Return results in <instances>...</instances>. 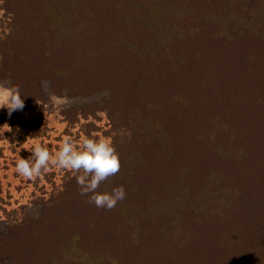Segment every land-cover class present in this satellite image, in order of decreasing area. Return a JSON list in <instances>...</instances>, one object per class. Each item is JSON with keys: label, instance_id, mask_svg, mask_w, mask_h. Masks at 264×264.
Returning <instances> with one entry per match:
<instances>
[{"label": "trees", "instance_id": "1", "mask_svg": "<svg viewBox=\"0 0 264 264\" xmlns=\"http://www.w3.org/2000/svg\"><path fill=\"white\" fill-rule=\"evenodd\" d=\"M95 1L50 0V17L67 35L85 29L84 39L93 44L99 25L88 24V17L101 9L102 52L110 46L104 43L106 23L115 15L149 29L146 43L120 36L113 43L137 49L144 60L163 58L166 82L174 87L167 70L190 62L194 53L201 68L196 75L188 67V80L195 78L196 86L197 78L216 81L222 109L192 129L184 100L168 105L162 88L156 99L148 89V98H140L135 88L143 89V82L125 89L130 108L114 138L120 169L97 191L123 185L126 195L110 209L87 201L90 254L106 264H264V0ZM82 3L86 20L79 30L74 23ZM9 6L0 18V74L10 80L16 57L4 44L12 42L18 21ZM178 84L185 86L186 79ZM20 222L0 220V231ZM111 243L119 255L110 252ZM80 248L74 245L71 254L89 257Z\"/></svg>", "mask_w": 264, "mask_h": 264}, {"label": "rangeland", "instance_id": "2", "mask_svg": "<svg viewBox=\"0 0 264 264\" xmlns=\"http://www.w3.org/2000/svg\"><path fill=\"white\" fill-rule=\"evenodd\" d=\"M97 1L94 6H99ZM6 4L14 9L12 17L18 21L15 34L20 36L8 37L12 48L4 44L6 51H13L16 62L8 67L10 80L5 76L7 72L0 74V86L19 85L24 108L13 111L11 116L6 108H0V220L21 221L18 228L9 226L0 231V264H106L87 249L91 239L87 232L90 222L84 214L88 200L80 194L71 171L53 167L29 180L14 168L18 154L27 157L31 141L37 139L54 151L64 134L77 140L85 133L109 137L115 146V128L125 114L123 111L130 108L124 99L125 89L135 88L133 82L144 83L143 89L135 88L140 91L137 93L140 98H148L150 92L152 99H156L162 88L171 101L168 105L184 100L182 104H187L192 115L188 121L192 129L204 126L208 115L222 109L216 99V81L197 78L200 83L196 86L195 78L188 80V67L196 75L201 68L199 59L190 53V62L181 61L175 69L167 70L177 81L176 87L169 85L164 72L169 63L163 58L144 60L137 49L113 43L120 36L141 44L150 33L149 29H139L116 15L106 23L109 29L103 35L104 43L109 42L110 46H105L102 52L100 26L105 21L101 9L88 17V24L93 20L99 25L94 28L100 34L92 35L99 40H93L92 44L84 39L85 29L83 35L70 36L55 25L49 13L50 0H0V18L7 17ZM84 6L82 3V13L77 24L74 23L79 30L86 20ZM95 45L100 53L94 51ZM1 71L4 73L0 63ZM181 79L182 82L186 79L183 87L178 84ZM103 244V239L97 243L101 248ZM74 245L88 252L89 257L72 255ZM109 245H112L110 252L119 255L118 244Z\"/></svg>", "mask_w": 264, "mask_h": 264}, {"label": "clouds", "instance_id": "3", "mask_svg": "<svg viewBox=\"0 0 264 264\" xmlns=\"http://www.w3.org/2000/svg\"><path fill=\"white\" fill-rule=\"evenodd\" d=\"M0 108H6L11 116L15 110L24 108L19 85L0 86ZM9 143V141H8ZM17 146V142H13ZM53 151L40 140H32L29 155L18 154L14 164L16 172L26 178L40 177L53 167L70 170L79 185L81 195L96 207L112 208L126 193L123 185L113 187L111 191H97L101 182L116 174L120 169L119 155L109 137L82 134L74 139L64 134Z\"/></svg>", "mask_w": 264, "mask_h": 264}]
</instances>
